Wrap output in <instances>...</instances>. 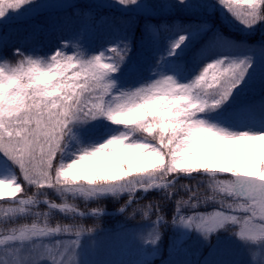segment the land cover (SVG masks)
<instances>
[{
    "label": "snow or ice",
    "instance_id": "snow-or-ice-1",
    "mask_svg": "<svg viewBox=\"0 0 264 264\" xmlns=\"http://www.w3.org/2000/svg\"><path fill=\"white\" fill-rule=\"evenodd\" d=\"M109 200L130 264H264V0H0V264H88Z\"/></svg>",
    "mask_w": 264,
    "mask_h": 264
},
{
    "label": "rangeland",
    "instance_id": "rangeland-1",
    "mask_svg": "<svg viewBox=\"0 0 264 264\" xmlns=\"http://www.w3.org/2000/svg\"><path fill=\"white\" fill-rule=\"evenodd\" d=\"M74 2L80 3L82 5L89 4L93 0H74ZM31 25H42L45 28V32L40 33L36 43L41 44L45 51L49 50L56 40V36L60 34L69 35L75 30V25L72 22L62 23L53 29L50 26V22L46 16H40L36 19L29 21L25 24H17L12 27L20 30L19 36L15 39H19L31 31ZM50 34V35H49ZM51 36L47 41L43 38ZM101 33H97L90 37V43L95 44L99 41ZM12 49L7 50V55L11 58ZM82 202V201H80ZM211 209L207 211H211ZM71 223V222H68ZM136 227H127L122 231L114 234H107L101 238H93V236L84 241L86 246V252L84 254V259L88 264H130L131 261L137 259L136 249L131 240V234L136 230ZM190 249L196 247L194 240L189 241L186 245ZM207 256L210 261L219 262V264H229V261L238 262V264H245L248 259V255L245 251L235 244L226 245L224 249L216 253L209 252L205 250L202 256H192V259H203ZM186 257L183 253L175 257L177 260H183ZM159 264V259L156 261Z\"/></svg>",
    "mask_w": 264,
    "mask_h": 264
},
{
    "label": "trees",
    "instance_id": "trees-1",
    "mask_svg": "<svg viewBox=\"0 0 264 264\" xmlns=\"http://www.w3.org/2000/svg\"><path fill=\"white\" fill-rule=\"evenodd\" d=\"M50 37L45 36L43 39L47 41ZM8 50H10V48ZM182 183L194 184L195 181H182ZM161 195L162 194L155 193V192L149 193L145 199L140 201V204L143 205V204L149 203L150 201H159L161 199ZM120 203H123V201H121ZM77 204L79 205L81 211L86 210V209L90 210L91 207L97 206L95 204H92L91 202H84V201L82 202L77 201ZM105 204L107 206V210H110V211H116V208L118 207V204L111 200L100 202V206H104ZM171 207L172 205L169 202L165 208V211L168 213L169 216L171 215ZM211 207H212L211 205H208L206 207H201L200 210L207 211L211 209ZM130 211L131 209H129V212ZM56 222L68 223V222H73V221L71 219H66L62 215H57L52 220V223H56ZM80 222L84 223L86 226H92L94 224L99 225L97 231L92 234L94 239L104 237L107 234L117 233L130 226L136 227L137 225H140L143 223L139 215H137L135 219H127L125 215H117V214H110V215L103 216L100 220H95L94 218H84ZM165 231L166 233H168L171 231V229H166Z\"/></svg>",
    "mask_w": 264,
    "mask_h": 264
}]
</instances>
